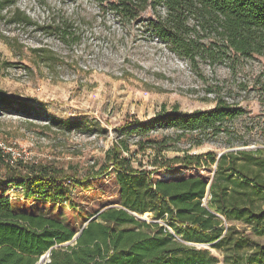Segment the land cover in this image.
<instances>
[{
    "label": "trees",
    "instance_id": "1",
    "mask_svg": "<svg viewBox=\"0 0 264 264\" xmlns=\"http://www.w3.org/2000/svg\"><path fill=\"white\" fill-rule=\"evenodd\" d=\"M94 1L106 2V15L126 25L149 12L153 19L145 22L143 33H150L195 71L206 65L226 67L233 73L242 62L264 58V0ZM15 3L0 0V14ZM12 19L45 33L58 32L61 38L68 35L63 20L39 25L18 9H14ZM256 80L253 85L260 87L263 99L264 79ZM246 87L239 84L238 89L246 91ZM219 92L207 90L216 95L212 109L191 113L161 110L148 121L133 120L113 131L115 138L105 153L104 165L110 164L113 170L123 207L102 210L66 247L60 245L72 242L76 230L31 210H17V198L1 185L13 184L21 198L33 204L63 202L72 186L80 182L43 165L19 166L20 162L11 167L3 161L0 264H37L47 252L49 261L45 264H219L208 249L186 243L221 252L222 264H264V245L217 218L222 217L227 224L240 222L249 226L253 235L264 236V149L228 151L219 158L213 152L190 154L185 149L181 157L167 160L161 153L170 138L159 142L150 136L161 129L175 131L178 138L198 132L216 139L227 133L224 125L246 111ZM19 103L0 90V113L18 107L21 115L39 119L31 108ZM46 121L49 127L66 133L76 129L72 123L65 122L62 128L50 118ZM148 152L146 164L136 160L137 155ZM171 166L197 174L209 168L212 179L199 174L176 178ZM158 170L166 174L155 175ZM146 213L155 220H165L174 231L138 218Z\"/></svg>",
    "mask_w": 264,
    "mask_h": 264
},
{
    "label": "rangeland",
    "instance_id": "2",
    "mask_svg": "<svg viewBox=\"0 0 264 264\" xmlns=\"http://www.w3.org/2000/svg\"><path fill=\"white\" fill-rule=\"evenodd\" d=\"M15 1L13 7L0 14V90L31 108L39 119L21 115L18 107L6 109L0 113V141L10 148L24 150L28 158L36 161L19 166L43 165L80 182L72 186L63 202L33 204L21 198L13 184L1 185L7 194L17 198L14 201L17 210H31L60 220L78 233L102 210L122 208L113 170L110 164L104 165L105 153L115 138L113 131L133 120L148 121L161 110L191 113L212 109L216 95L207 93L208 88L220 90L226 101L238 104L246 114L225 124L227 133L216 139L198 132L178 138L175 131L158 130L152 135L156 141L170 138L161 153L163 159L181 157L185 149L190 154H220L229 146L264 149V96L262 99L260 87L253 85L256 79L261 82L264 79V58L242 62L233 73L226 67L214 69L206 65L195 71L150 33H143L145 22L153 19L149 12L126 25L111 14L102 15L106 2ZM14 9L39 25L63 20L67 22L68 35L61 38L58 32L45 33L14 21ZM78 45L82 46L83 57H93L105 64L106 72L80 73L77 82L63 81L57 68H71L76 60L72 48ZM37 50L44 52L38 54ZM239 84L246 85V91H239ZM48 118L62 128L68 122L76 129L66 133L51 128ZM41 137L46 138V143L38 142ZM148 155L149 152L137 155L136 160L146 164ZM3 165L0 160L1 176L5 173ZM170 169L178 174L176 178L199 174L212 179L209 168L198 174L185 173L179 166ZM156 172L155 175L166 174L163 170ZM138 218L174 231L165 220H155L150 213ZM217 218L225 226L242 231L251 241L264 245V236L253 235L249 226L235 221L227 224L222 217ZM186 244L208 249L222 264L221 252L202 244Z\"/></svg>",
    "mask_w": 264,
    "mask_h": 264
},
{
    "label": "built area",
    "instance_id": "3",
    "mask_svg": "<svg viewBox=\"0 0 264 264\" xmlns=\"http://www.w3.org/2000/svg\"><path fill=\"white\" fill-rule=\"evenodd\" d=\"M98 3V2H97ZM102 15L104 16L106 14V12L103 14V12H101ZM82 46H76L72 48V53L75 54V62L74 64H72L71 68L69 70H62L60 67L57 68V73L59 74L60 79H62L63 81H72V82H77L79 81L80 78V73H100V72H106V65L97 61L96 59L94 60L93 57H88L85 58L82 56L83 54V50L81 49ZM88 56H94V55H88ZM25 73V72H23ZM121 75V74H119ZM158 131H152L150 132V136H152L153 134L157 133ZM40 143H46V138L41 137L39 138ZM228 151H234L233 149L231 150H227ZM0 154L1 157L4 161V163L8 164L11 167L16 166L18 163H28V162H34L36 163V161H34L32 158H28V154H26V152L24 150H20V149H15V148H10L8 146H6V144H4L3 142L0 141ZM191 154H196V153H191ZM223 154V153H220ZM218 154V158L219 155ZM50 159V158H48ZM13 199H15L13 197ZM145 221V220H144ZM170 232V231H169ZM41 258H44V264L47 263L49 261V252H47L44 256H42Z\"/></svg>",
    "mask_w": 264,
    "mask_h": 264
},
{
    "label": "water",
    "instance_id": "4",
    "mask_svg": "<svg viewBox=\"0 0 264 264\" xmlns=\"http://www.w3.org/2000/svg\"><path fill=\"white\" fill-rule=\"evenodd\" d=\"M235 150H248V148H241V149H235ZM235 150H234V151H235ZM221 155H222V154H220L219 157H220ZM81 231H82V229L80 230V232H78V233L74 236V238H73L72 241H75V240L80 236ZM37 264H44V258H40V260L38 261Z\"/></svg>",
    "mask_w": 264,
    "mask_h": 264
}]
</instances>
